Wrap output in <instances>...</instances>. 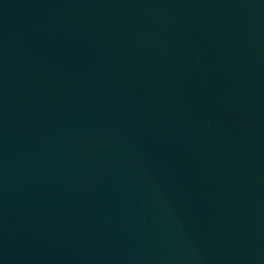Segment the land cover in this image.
Returning a JSON list of instances; mask_svg holds the SVG:
<instances>
[{
  "label": "water",
  "instance_id": "95a60500",
  "mask_svg": "<svg viewBox=\"0 0 264 264\" xmlns=\"http://www.w3.org/2000/svg\"><path fill=\"white\" fill-rule=\"evenodd\" d=\"M0 264H264V0H0Z\"/></svg>",
  "mask_w": 264,
  "mask_h": 264
}]
</instances>
